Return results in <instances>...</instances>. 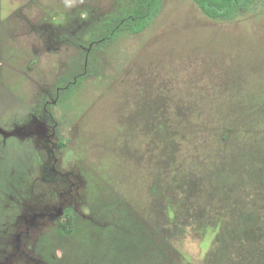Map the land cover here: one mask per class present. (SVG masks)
Listing matches in <instances>:
<instances>
[{"label":"rangeland","instance_id":"1","mask_svg":"<svg viewBox=\"0 0 264 264\" xmlns=\"http://www.w3.org/2000/svg\"><path fill=\"white\" fill-rule=\"evenodd\" d=\"M131 7L0 0V264L263 263L264 0L232 21L206 17L194 0H162L144 30L90 53L89 76L48 118L42 96L51 101L63 80L84 74L88 36ZM50 144L76 188L52 173ZM84 176L95 191L80 206ZM108 188L124 201L108 199L115 220L77 234L71 227L68 241L26 215L69 190L88 218ZM67 206L55 202L50 221L63 220ZM20 230L40 232L41 262L25 256L22 239L15 244ZM63 249L66 259L52 261Z\"/></svg>","mask_w":264,"mask_h":264},{"label":"flooded vegetation","instance_id":"2","mask_svg":"<svg viewBox=\"0 0 264 264\" xmlns=\"http://www.w3.org/2000/svg\"><path fill=\"white\" fill-rule=\"evenodd\" d=\"M252 1H250L247 4V6ZM132 4H133V7H131L128 10L121 11L117 14L108 15L107 18L104 19V21L102 23V27L99 30L98 29L95 30V35H92V36L89 35L88 36L89 37L88 46L82 45V47L84 48L83 50H85V52H84L85 53L84 54V57H85L84 71H85V73L83 74L81 72L80 74L74 75L72 78H68V79L63 80L61 82L63 84L62 88H61L62 90L59 88V94L56 95L53 99H51V101H50V98L44 99L45 98L44 96L47 94L42 96V99L44 100L43 105H44L45 110L48 112L47 116L49 119H50L49 115H51L52 118H56L55 113L49 112V110H48L49 107L51 108L52 104H57L62 100V98L67 97L66 95L69 92H72L80 84L82 78H86L87 76H89V72H91L90 65H91L92 60L90 62V61H87L86 58L88 59V56L90 55V53L92 54V53L99 51L104 46V44H107L108 42L113 40L121 32L132 33V32L127 31V30H119L116 32V29L119 28V25H116V22H118L120 20V17L122 16V14H124V12H128L129 10H131L137 6V3L135 0H132ZM246 7L244 9L240 8L232 18H228V19H225L224 17L223 18L222 17H211L208 14H206L205 12H203V10L200 7L199 8L202 11V13L210 19H222L224 21H230V20L232 21L240 12L244 11L246 9ZM111 27H114V29L112 31H110ZM109 33H113L115 35L113 37H111V36H109ZM133 34H137V33H133ZM78 45H80V44H78ZM143 50H144V48H143ZM80 75H82V76L78 77ZM61 83H59L56 87L60 86ZM62 95L65 97H62ZM54 126H55V124L52 125V127H51V134H50L51 137H53V133L56 132ZM48 138H49V136H47V141H48ZM41 143L43 145V142H41ZM50 145L52 147L50 148L51 153H49V154L52 156V160H54V162H53L54 165L50 166V169H52V173L55 175V178L59 181H60V179H58L56 176H58L59 178H63L65 180L64 182L67 184V187H70V190L73 189V186H75V188H76L77 187L76 183L70 182V184H68L66 181H70V180H68L67 178H64L65 174L61 173L59 171V168L56 165L57 164V162H56L57 161V159H56L57 154L53 150L54 145L53 144H50ZM58 166L61 167L62 165L59 164V162H58ZM89 172H90V170H89ZM89 172H88V174L91 175V172L90 173ZM72 173H74V172H72ZM84 178H85V181L83 182L81 193H79V199H81V200H78V202L76 201L77 203H80V206L89 205L90 203H92L90 198H91L92 192L95 191V190L88 189V186H91L93 183H91V182L87 183L88 178L85 176H84ZM48 182H49V177H45L44 178V184L42 186V190L51 193V191H48L47 189H45L46 187H48L47 186ZM94 183H98L99 185H103V181L99 177H95ZM69 192H70L69 190H65V191L57 190L54 197L47 195L48 200L46 201L45 207L35 208L36 210L30 209V212L26 213V215L29 214L28 216H30V218H32L31 221H34V222H35V218H37L38 221L35 223H38L41 226L42 230L48 228L49 230H51V232H53L57 236H61L62 238H65L68 241L69 234H70L69 229H71V227H72V230H76V228H78L75 231V233L77 234L78 232L80 233L82 228L85 226H90L89 229H93V228L97 229V228H100L101 226H108L112 221L115 220L116 213L114 212V209L113 210L108 209V204H110L108 199L110 197H115V196L119 197L120 202H124L121 199L120 195L115 190H111L110 188H108L104 191L101 190L100 192H98V195L102 194L103 196H105L106 197V198H104L105 200L103 202H100L98 200L94 201L93 202L94 204L91 206L92 207L91 212H89V215H87L88 218L87 217L83 218L81 216V214L76 212V209H75L76 206H74L75 201H73L74 198L71 195H69ZM67 197H70L72 200H68ZM59 198H62V200L59 201ZM55 202L60 204V206H63V207L65 206V204H68L66 209L65 208L62 209V211H63L62 218L64 217L63 220L50 221V220H52L51 217L53 216V214H54V216H56L58 213V212L54 211L55 210V208H54ZM42 204H40V206H42ZM69 205H71L74 208L69 207ZM80 206H79V208H80ZM128 207H129V210L132 211V214L136 213V210L133 207H130V206H128ZM111 212H114L115 215H113ZM70 214L72 215V217H70ZM52 224H54L55 227H51L50 225H52ZM35 232H36L35 237L31 241L28 236L35 233ZM23 233H25L27 236L26 241H23V236L21 237V235ZM28 234H29V232H25V231L23 232L22 230H20L19 233L17 232L15 234H12V236L14 237V239H16L15 244L18 247H19V243L21 242V239H22L21 246L19 248L21 249V251H25L27 253V254H25L26 257L29 256L28 252H30L33 256H29V259H31L32 261L41 262L40 261L41 259L37 257V255L39 256L40 254L36 250V244H37L38 235L40 234V232L39 231H33L31 234H29V235ZM78 236L79 235H77V237ZM57 252H58V250L57 251L53 250L50 253V258L52 261H54L55 263H59L60 261H63L64 259H66L67 252L64 249L62 250V252L59 255ZM8 263L9 262H6L5 264H8Z\"/></svg>","mask_w":264,"mask_h":264},{"label":"trees","instance_id":"3","mask_svg":"<svg viewBox=\"0 0 264 264\" xmlns=\"http://www.w3.org/2000/svg\"><path fill=\"white\" fill-rule=\"evenodd\" d=\"M137 6L128 12H124L120 20L116 22L119 30H127L132 33H139L145 29L152 18L159 12L162 0H135ZM195 3L211 17H224L225 19L232 18L237 11L244 9L252 0H194ZM122 21V22H121ZM114 27L110 28L112 31ZM115 34L109 33L113 37ZM110 37V38H111ZM112 39V38H111ZM231 169L227 173H230ZM165 255V253H164ZM264 264V252L262 254Z\"/></svg>","mask_w":264,"mask_h":264}]
</instances>
